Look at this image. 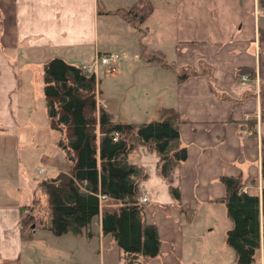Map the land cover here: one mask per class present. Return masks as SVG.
<instances>
[{"label": "crops", "instance_id": "1", "mask_svg": "<svg viewBox=\"0 0 264 264\" xmlns=\"http://www.w3.org/2000/svg\"><path fill=\"white\" fill-rule=\"evenodd\" d=\"M135 1L0 0V264H126L112 238L102 234L100 214L94 231L56 236L37 224L21 225L19 208L37 190L28 174L20 181L23 194H17L20 139L40 153L38 161L45 166L38 169L51 173L43 179L69 166L56 145L57 131L50 129L57 137L50 142L53 151L45 152V142L32 139L34 129L26 124L28 116L37 115L30 105L35 96L44 105L43 63L59 58L79 68L94 67L96 54L118 56L124 50L122 30L140 46L141 73L134 80L153 98L152 108L143 111L152 110L157 118L150 120H155L160 108L174 109L179 142L186 150L168 177L158 173L155 151L139 144L127 154V161L146 174L137 203L143 223L154 225L159 238L156 256H138L132 264H235L224 240L231 222L219 200L224 193L219 177L240 176L242 190L260 201L264 121L256 90L264 83V6L259 0H149L151 11L136 27L120 13ZM122 54L126 57L127 50ZM240 68L253 76L241 80L236 74ZM98 71L96 106L104 108ZM180 74H185L182 80ZM148 92L143 93L145 104ZM8 183L11 192L5 193ZM139 196L147 200L139 202ZM262 223L260 212L253 264H264ZM83 236H94V243Z\"/></svg>", "mask_w": 264, "mask_h": 264}, {"label": "trees", "instance_id": "2", "mask_svg": "<svg viewBox=\"0 0 264 264\" xmlns=\"http://www.w3.org/2000/svg\"><path fill=\"white\" fill-rule=\"evenodd\" d=\"M264 6V0H259ZM151 11L149 0H136L124 9L122 17L133 26ZM119 12V11H118ZM253 76L250 69L236 74ZM44 111L49 129L57 131V147L69 163L65 171L40 180L36 189L44 195V206L32 200L20 206V221L38 209L37 225L53 235L82 234L100 214L102 234L109 235L132 264L138 257L157 255L159 238L154 225L142 221V207L137 203L138 185L146 174L127 161V154L141 144L156 152L158 173L168 177L172 168L183 161L186 150L180 145L172 108H160L158 119L143 123H120L95 102V79L59 58L43 63ZM185 74H180L182 80ZM260 119L264 121V83L260 88ZM253 120L247 125L251 126ZM260 201L257 194L242 190L240 176H221L224 193L219 199L226 208L231 227L225 243L234 254L235 264H253L259 245V214L264 234V162L260 168ZM177 198V192L172 190ZM35 204V205H34ZM23 227V226H22ZM90 236L89 233L85 234Z\"/></svg>", "mask_w": 264, "mask_h": 264}, {"label": "rangeland", "instance_id": "3", "mask_svg": "<svg viewBox=\"0 0 264 264\" xmlns=\"http://www.w3.org/2000/svg\"><path fill=\"white\" fill-rule=\"evenodd\" d=\"M122 42L124 43V50H127L126 57L122 54L123 51H119L118 56L113 62H111L112 68L106 65H101L99 63L94 65V79L95 75H97L98 71V79L99 81V88L101 90V97L100 99L104 102V109L106 111H110L113 113L112 120L114 121V117L117 118L116 120L121 119L122 122L128 123H141L149 121L151 118H157L156 114L153 113L151 110L150 112H144L143 110H150L151 103L153 102L152 95L150 94L151 91H144V86H139L134 80L137 76L138 71L141 73L140 68H138L139 58L137 51L139 52L140 46L135 37H132L130 33H125L122 30ZM150 39V38H147ZM145 40L142 38V42ZM149 41V40H146ZM113 53V52H112ZM115 54V53H114ZM123 60L121 64V71H119L117 66L119 65L120 61ZM126 62V63H125ZM153 66H157V64H152ZM100 68V69H99ZM116 71L114 72V70ZM114 72V73H113ZM242 75V74H241ZM247 79L249 76L247 75ZM164 80L169 78L168 76L163 77ZM251 78V77H250ZM245 79V80H247ZM261 88V87H260ZM257 92L260 91L259 89L256 90ZM150 95L147 99L148 103L145 104V96L143 93H147ZM97 94L96 90V82H95V95ZM98 94L95 96V102L97 103ZM260 97V96H259ZM156 96L154 97V99ZM262 101L260 97V102ZM37 115L32 119V116H28L26 124L34 129L32 139L37 136L40 138L41 142H45V149L44 151L47 152L52 150V145L50 142H53V138L57 137V133L51 131L45 123V114H44V105L41 97L38 95L35 96L34 100L30 104ZM149 108V109H148ZM22 116V114H21ZM44 130V131H43ZM31 140V139H30ZM29 141L27 139H20L19 145V177L17 184L21 181L22 176L27 178V174L29 176L30 183L32 184L31 188H34L37 182L45 177L51 175L49 171L45 169L44 172H41L42 169L38 167L45 166V163L42 161H38L39 157L41 156L40 153L37 154V151L33 148H26V142ZM49 150H46V149ZM36 157V158H35ZM38 157V158H37ZM13 168L15 166L13 165ZM38 169V172H37ZM18 171V167H17ZM41 172V173H39ZM8 185V187H7ZM10 183L4 184V192L10 193L11 187ZM12 192H16L15 184L12 183ZM26 191V189H25ZM17 194L21 196L23 194V185L20 182L17 187ZM15 194V195H17ZM32 194V192H31ZM35 203H39L40 206H44V195L39 191L36 190L34 192V198H32ZM31 200V201H32ZM30 201V202H31ZM29 202V201H28ZM33 202V201H32ZM28 204V203H27ZM35 205V204H34ZM40 214L38 209L37 216ZM36 211L32 213V216H29L26 213L22 215V224L24 227L30 226V224H37L35 218ZM96 227V217H94L90 224V229L94 231ZM77 239V237L75 238ZM87 238L83 236V240L85 241ZM89 240V238L87 239ZM94 243V236L89 240Z\"/></svg>", "mask_w": 264, "mask_h": 264}, {"label": "built area", "instance_id": "4", "mask_svg": "<svg viewBox=\"0 0 264 264\" xmlns=\"http://www.w3.org/2000/svg\"><path fill=\"white\" fill-rule=\"evenodd\" d=\"M116 58V54L112 53V52H108V53H98L94 56L93 59V65L99 63L101 65H106L109 66L110 68H112V66L110 65L111 62H113V60ZM81 71L83 74L85 75H93L94 76V67L92 66H82ZM247 75L246 74H242L240 75V79L241 80H245L247 79ZM147 200V198L145 196H139L138 197V201L139 202H145Z\"/></svg>", "mask_w": 264, "mask_h": 264}]
</instances>
